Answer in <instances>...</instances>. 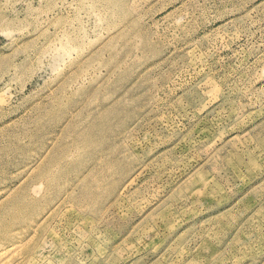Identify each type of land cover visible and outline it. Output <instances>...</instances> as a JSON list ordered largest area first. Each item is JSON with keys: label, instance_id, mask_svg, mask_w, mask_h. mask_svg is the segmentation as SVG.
<instances>
[{"label": "rangeland", "instance_id": "obj_1", "mask_svg": "<svg viewBox=\"0 0 264 264\" xmlns=\"http://www.w3.org/2000/svg\"><path fill=\"white\" fill-rule=\"evenodd\" d=\"M0 264H264V0H0Z\"/></svg>", "mask_w": 264, "mask_h": 264}]
</instances>
